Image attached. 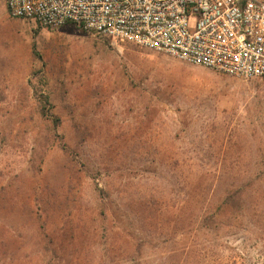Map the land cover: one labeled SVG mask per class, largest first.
I'll return each mask as SVG.
<instances>
[{
    "label": "rangeland",
    "instance_id": "1",
    "mask_svg": "<svg viewBox=\"0 0 264 264\" xmlns=\"http://www.w3.org/2000/svg\"><path fill=\"white\" fill-rule=\"evenodd\" d=\"M0 264H264V78L0 0Z\"/></svg>",
    "mask_w": 264,
    "mask_h": 264
},
{
    "label": "built area",
    "instance_id": "2",
    "mask_svg": "<svg viewBox=\"0 0 264 264\" xmlns=\"http://www.w3.org/2000/svg\"><path fill=\"white\" fill-rule=\"evenodd\" d=\"M11 18L74 25L226 75L264 78V0H5Z\"/></svg>",
    "mask_w": 264,
    "mask_h": 264
},
{
    "label": "trees",
    "instance_id": "3",
    "mask_svg": "<svg viewBox=\"0 0 264 264\" xmlns=\"http://www.w3.org/2000/svg\"><path fill=\"white\" fill-rule=\"evenodd\" d=\"M44 99H45V102H44V105H45L47 103V99H46V97ZM44 105H43V108H44ZM54 121H55V123H59L60 122V119L57 116H55L54 117ZM217 184L219 185L218 182H217ZM220 185H222V184H220Z\"/></svg>",
    "mask_w": 264,
    "mask_h": 264
}]
</instances>
